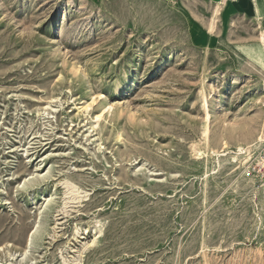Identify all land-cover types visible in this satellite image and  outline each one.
<instances>
[{
  "label": "rangeland",
  "instance_id": "obj_1",
  "mask_svg": "<svg viewBox=\"0 0 264 264\" xmlns=\"http://www.w3.org/2000/svg\"><path fill=\"white\" fill-rule=\"evenodd\" d=\"M214 14L0 0V264H264V81Z\"/></svg>",
  "mask_w": 264,
  "mask_h": 264
},
{
  "label": "crops",
  "instance_id": "obj_2",
  "mask_svg": "<svg viewBox=\"0 0 264 264\" xmlns=\"http://www.w3.org/2000/svg\"><path fill=\"white\" fill-rule=\"evenodd\" d=\"M205 1L214 9L210 30L220 47L233 54L245 74L264 81V67L256 60L264 56V0ZM218 3L221 5L216 12Z\"/></svg>",
  "mask_w": 264,
  "mask_h": 264
},
{
  "label": "bare ground",
  "instance_id": "obj_3",
  "mask_svg": "<svg viewBox=\"0 0 264 264\" xmlns=\"http://www.w3.org/2000/svg\"><path fill=\"white\" fill-rule=\"evenodd\" d=\"M220 5H221V3H218L217 4V8H216V12H218L219 11V9H220ZM263 93H264V83H263V86H262V90H261ZM89 108V107H88ZM99 118V117H98ZM261 142H264V138H261ZM43 199H45V198H43Z\"/></svg>",
  "mask_w": 264,
  "mask_h": 264
}]
</instances>
